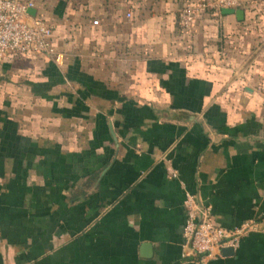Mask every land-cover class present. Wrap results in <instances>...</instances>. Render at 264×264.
Masks as SVG:
<instances>
[{
  "label": "crops",
  "instance_id": "1",
  "mask_svg": "<svg viewBox=\"0 0 264 264\" xmlns=\"http://www.w3.org/2000/svg\"><path fill=\"white\" fill-rule=\"evenodd\" d=\"M33 1L55 55L0 62V264H197L187 192L264 223V0L190 31L200 0ZM203 262L264 264V230Z\"/></svg>",
  "mask_w": 264,
  "mask_h": 264
},
{
  "label": "built area",
  "instance_id": "2",
  "mask_svg": "<svg viewBox=\"0 0 264 264\" xmlns=\"http://www.w3.org/2000/svg\"><path fill=\"white\" fill-rule=\"evenodd\" d=\"M244 0H200L189 2L181 9L180 24L184 31L193 28L199 14L205 11L219 13L224 8H242ZM33 0H0V62L17 54L53 57L54 26L43 16L33 15ZM132 18L131 13H127ZM264 91V88H263ZM186 222L184 235L191 252L205 264L207 259L220 256L223 249H236L241 240L253 232L264 230V223L248 219L234 227L220 224L210 204L199 201L194 193L185 198Z\"/></svg>",
  "mask_w": 264,
  "mask_h": 264
},
{
  "label": "water",
  "instance_id": "3",
  "mask_svg": "<svg viewBox=\"0 0 264 264\" xmlns=\"http://www.w3.org/2000/svg\"><path fill=\"white\" fill-rule=\"evenodd\" d=\"M222 11L224 13H227V14H235L239 20H242L244 18V10L242 8H224V9H222ZM29 12L31 14L35 15L36 9L31 8V9H29ZM223 250H226L228 252H232V251H234V248L233 247H227V248H224Z\"/></svg>",
  "mask_w": 264,
  "mask_h": 264
},
{
  "label": "trees",
  "instance_id": "4",
  "mask_svg": "<svg viewBox=\"0 0 264 264\" xmlns=\"http://www.w3.org/2000/svg\"><path fill=\"white\" fill-rule=\"evenodd\" d=\"M80 193H81V191H80Z\"/></svg>",
  "mask_w": 264,
  "mask_h": 264
}]
</instances>
